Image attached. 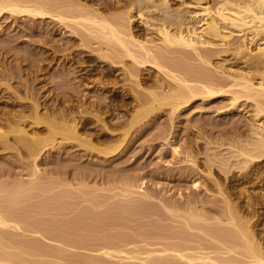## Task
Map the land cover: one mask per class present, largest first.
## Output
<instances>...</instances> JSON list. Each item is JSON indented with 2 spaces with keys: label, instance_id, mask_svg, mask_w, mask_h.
Returning <instances> with one entry per match:
<instances>
[{
  "label": "bare ground",
  "instance_id": "1",
  "mask_svg": "<svg viewBox=\"0 0 264 264\" xmlns=\"http://www.w3.org/2000/svg\"><path fill=\"white\" fill-rule=\"evenodd\" d=\"M109 1H111V3H103L105 6H103L104 9L110 10L114 8V10H118L119 8L122 9L124 7L125 11L122 9L123 12L120 14L108 18L103 15L101 11H98L97 8L99 6L95 8L90 6L91 8L89 9H87L88 7L85 9L80 6H77L75 9L74 6H70L72 7L70 8L72 9V12L62 0H36L32 3H30L31 1L29 2V0H27V2L26 0L25 2L22 0H0V19L4 13L29 16L32 17V19H39L41 21L45 20L46 23L49 19L50 23L61 26L60 30L64 29L62 34L66 33V37H64L67 39H65L66 44L67 41L71 40H76L77 42V39L80 38V40H78L80 42H77V44L79 43L78 47H83V44L84 47H88L85 43L91 38H94V40L98 42V46L99 44L103 45V48H101V45L99 46L100 48L97 46V50L95 47L93 50L91 49L92 47H90L93 52H91L89 48L88 49L92 54L96 52L99 59L107 61V69L103 72L97 70H94L93 72V70L85 69V67L81 65L82 68L79 70H83V72L78 76L79 80L77 79L76 83L77 85L80 83L82 84V81L87 79L86 77L92 76L97 72H100L102 77H107L113 74V68L121 67V76H124V80L129 82L126 91L130 94V97H128V99L130 98L128 103L130 108H132L129 112L127 101H123L122 106L124 107L126 105V110L124 109V112L120 114L119 111L117 112V108H114V105L116 104L111 105V102L105 103V101H102L104 99L99 97L101 94H97V101L89 103L88 106H82L85 104L84 102L70 105L69 100L66 98L65 100H68L69 103H64L62 107L63 109L61 108L56 111L55 109L57 107L55 106L52 108L54 114L47 113V117L51 115L49 118L51 119V122L48 119V124L46 121H42V118L44 119V117H42L43 113L41 114L42 116L40 115L38 109L40 107L37 103L39 100L36 99L37 96L35 98L37 101L32 99V103L30 101L31 99L28 98L29 100H26L27 98L25 97H28V95L22 97V102H16L17 100H21V97L16 91L18 90V87L16 89L14 87L13 89L12 86L10 87L6 83H4L6 84L5 89L0 87V93L7 91V96H12L16 99V101L14 100L15 103L10 105L13 106V108L17 106V110L20 108L19 111H22L21 113L16 109H14L16 112H11V110L10 112H8L9 110L0 111V144L6 145L11 138L15 144H19L24 148L28 157H31L32 159L38 158V156L46 152L48 148H55L56 162H59L62 159L61 155L65 152L62 149L70 147V149H73V152L69 154L73 157L71 165L74 163L73 167L75 164L76 167H79L78 170L77 168L71 169L74 171L72 175L70 173L71 176L68 175L69 172H67V168L60 167V165L58 167L55 166L56 168H54L55 173L57 174V176L53 174L57 181L55 191L57 202L63 200L61 197L63 196L70 204H74L72 202L74 200L77 201V204L70 207L68 206L66 209L54 207L53 214L56 221H54L53 225L55 227L52 226L54 227L52 228V231L50 229L51 232L49 229L46 231L42 228L29 227V223H26L13 215V217L10 216L12 212H10L11 214L8 212L10 214H8V216L7 214H4V211L0 213V264H52V262L49 261L50 259L48 260L42 257H45V255L48 254V257L53 255L52 257L54 258H62L60 253L62 250H70L72 252L76 249L93 252L95 257L92 256L93 258H88V262L82 260L83 262L80 263V260L78 261L79 263H77V261L75 262L74 260L75 263L72 262V264H82L84 262L86 264H105V262H114L116 260L123 261L122 264H264V248H262L253 231V225L249 222L250 219L244 220V216L240 214L239 208L237 209L238 201L236 203L233 201V203L228 191L223 188V185L221 186L222 182H218L217 178H213V170H215V168L223 173V175L227 176L232 169L242 170L246 168L248 164H252V168L244 174L247 178L245 179L247 180V184L252 185L264 179V171L261 170L260 165L264 163V121H260L259 118L264 115V78L258 76L259 81L253 82L248 76L240 73L236 76H229L230 80L223 83L216 82V79L208 76V74L203 75L202 73H199L197 69L193 71L194 69H187V67L185 69L184 67L186 64L189 65L191 59H194L195 62L198 60V64L208 62L205 60V50H203V46L212 44L215 40H218L220 45L227 44L226 41L229 39L231 32L227 34L223 32V29L227 28L222 26L223 24H227L232 28H242V30L247 29L253 34L252 36L254 38H256L258 34L264 33V0H215L216 7L214 9L207 6L205 0H180L179 5L176 7L171 5L170 0H122L123 2L121 5V0H113L114 2L112 0ZM184 4L192 5L195 9L192 11V15L188 18L183 14V12H185L182 8ZM92 6H94V3ZM78 7H80V9H78ZM132 9H136L137 17L140 20H143V23H145L148 29L151 31L153 30L150 33H155L157 38H138L133 34L131 31L132 27L130 26L132 22L131 19L133 18L130 13ZM75 10L79 11L76 12ZM193 21L196 23L202 21L199 25L198 31L192 29V25H189ZM87 34L89 35V38L87 37L89 39H87L88 41L85 39L86 36H88ZM75 36H77V38ZM82 36L85 37L84 40L87 42L82 40ZM253 37H251L250 41L243 38L242 43L238 45L237 50L244 52L245 55L252 56L255 59V62H264V46H260V43L256 44ZM73 58L74 57H72V59ZM69 59L67 63L72 60ZM75 61L71 63H74ZM70 65L73 64H69V66ZM39 66L40 65H38V67ZM41 68L42 67L40 66L39 69ZM147 68H152L154 74H156L153 76L147 75V77L142 76V70ZM91 82L93 83L92 86H97L99 90L102 88L104 89V86L106 88L108 83L110 84V81L103 82L101 79L95 81L92 80ZM113 84L114 83L111 85L113 86ZM144 84H146V87ZM0 85L2 86V83H0ZM86 86V88L90 87L88 85ZM8 90L11 92L8 93ZM67 92L68 93L66 94H68V97L71 95H73V97L78 95L76 94V91L70 93L68 90ZM227 95L230 97L231 107H235V104L240 100H249L253 103L251 117L255 123L253 122L254 124H251V129L249 127L250 132L248 133H250V135L247 134L249 135H246L247 138H239L241 140L238 143L237 141L233 142L234 140L231 142L228 140V142L223 139H218L217 141L216 139L213 140L212 138L208 139L206 137V140H204V149H202L203 151L201 152L197 147V140L195 139L187 145L188 147L187 149H184V153H182V151L179 153L180 150L177 149L175 144L171 146L172 158L177 156L182 162L190 165L192 164L191 167L193 170L197 156L200 154L204 155L203 158L206 164L204 170H201L200 173L202 174L203 172V174H205L204 176L207 175L210 178H213L214 185H217L218 187L216 186L217 190L214 191L212 195L214 193H217L218 196L220 195L221 199L219 200H222L221 202L223 203L222 207L217 205L218 208H220L219 210L217 208L215 209L219 212L221 210V213H218L219 215L215 214L216 211L212 213L217 217H213L214 215L209 216L205 212L203 213L202 209L204 205L201 206L202 204H200V202L199 205L197 203L199 200L196 201L195 199H193L194 201L182 204L177 200L171 201L170 198H167L170 200L169 201L165 197V203H163L164 200H162V204L159 199L153 198L154 195L151 196L152 194L149 195L144 192L142 189V186H144L143 178H139L140 181L138 182V188L143 192L140 194V200L147 203L146 200H151L153 202V199H155L156 202L160 203L161 207L164 208L165 219L168 218L170 221L178 220L191 237L199 236V234L193 232L194 230H197L203 237L208 236L209 239L204 237V241L201 242L197 238L185 237L182 235H168L165 236V243H163V245L165 244L164 248L156 250L151 249L140 254H144V257L134 256L133 253L135 252L132 249L134 243L128 240L127 237L126 240L125 237L117 236L119 232H112L113 230H119L117 227H121V224L123 225L124 223H117L118 221L102 223L104 221H101L102 214L112 208L102 200V197L89 195L83 190V187L87 186L88 182H92L89 181V179H95L96 181L94 180V183L97 182L96 184H98L97 179L103 177V175L101 177L97 176H100L101 172L98 174L96 171L92 174L91 170L89 171L88 168H90L92 164L94 167L96 165L97 167L100 166L102 168L104 167V164L106 165L109 161L112 162L111 160L113 158L121 155L124 152L127 141H130L128 139L132 136L131 133L134 131L132 130L133 127L136 125L140 126L141 124L139 125V123H143V120L147 117L152 121L151 117L155 118V116L157 117L159 114L151 116L152 113L158 111L166 112L168 118L171 120V124L174 119L173 117H177L180 111L190 105L192 101L199 99L203 100L204 98V100L208 99L210 101L211 99H216V97ZM113 96L115 97L116 95L114 94ZM24 100L25 102L30 101L29 103H31V106H29V104H24ZM70 101L72 100L70 99ZM27 106L30 108H27ZM46 107L47 106H45V109ZM118 108H120L119 105ZM28 109L30 110L29 114H23V111L25 110V112H27L26 110ZM115 110L116 112H114ZM26 121L31 122L34 126L36 125V128L33 126L31 133L25 128L24 122L26 123ZM41 122L47 124H45V127H47V134L45 136L39 135V131H41ZM91 123L92 126L90 125ZM144 125L145 124H143V126ZM142 128L143 127H139L137 129H141L142 131L144 129ZM164 131L161 129L159 133H156L158 134L156 137H159L161 141L167 140ZM138 133H140V131ZM154 136L155 135L151 137V140L157 139L156 137V139H152ZM7 147L9 148V146ZM181 153L184 155H179ZM180 156L183 157L180 158ZM71 157H68L67 155L68 159ZM177 157L176 159H178ZM179 159L177 161H179ZM69 160L72 161L71 159ZM83 162L91 164H89V167H86L88 164ZM82 163L85 166H83ZM187 167L184 166L186 169ZM32 168L31 173L33 175L42 172L37 163H33ZM32 174L31 176H33ZM105 178L107 177H104L103 179L101 178L102 180H99V184H108L110 181H112L110 183L114 182V177L110 176L111 179L109 177V179ZM124 179L122 180L124 181ZM226 179L228 178L226 177ZM116 180L117 179L115 178V181ZM201 181H191V186L194 191L196 189V191H198L200 187H206L204 186L205 184L203 185V181ZM130 183L131 180L129 183L128 181L126 182L129 187L132 186ZM126 184L124 185L126 186ZM64 186L68 187L67 189L70 190L63 191L62 188ZM126 190L127 189L124 191ZM217 194H214L215 197ZM135 199L129 197L127 200L124 199L126 200L124 202L126 204H131ZM212 199L210 202L213 201ZM136 200H139V198ZM247 201H245V205L251 207L252 202L248 200V198ZM85 202L89 203L91 206L89 212L86 211L85 206H81ZM112 203L115 204V201H112ZM196 203L199 205L198 207ZM101 207H104V209ZM200 207L202 209L199 210L198 208ZM80 209L81 211L84 209L85 212H83V210L80 213H76ZM77 214L78 216L76 217ZM252 214L251 217L254 219V215ZM69 216L72 217L70 218ZM150 216L151 215H146V217ZM81 217L82 219L85 218L86 220H91L92 223H81L84 221ZM247 217L249 218V215ZM76 218L82 220L79 221L80 224ZM104 219L106 218L104 217ZM87 225L92 226L90 228ZM23 226L28 227L24 228ZM127 226L128 225L125 224L123 227L125 228ZM10 228L39 235L48 242L55 243L54 245L56 246L54 247H56L55 249H58L53 250L55 251V254H46L47 250H43L45 248L44 245H41L44 248L39 247L40 244L37 242L34 244V240H32L33 242L29 243V245H21V242L19 243L20 246L13 245L12 243H14V241L12 242L10 240V242H12L11 245L9 244V241H5V238L7 237H3V234L5 235V232H7L6 229ZM126 229L132 228L128 227ZM77 231L83 232L78 234ZM86 233L89 235L86 236ZM202 236L200 235V237ZM147 243L148 242L146 241V244ZM128 246H132V248H129ZM39 248H43V251ZM47 248H49V246ZM129 249L132 250L130 251ZM162 255H165V257H162ZM62 259H65V257ZM112 259L114 260L111 261ZM118 261L117 264L120 263Z\"/></svg>",
  "mask_w": 264,
  "mask_h": 264
},
{
  "label": "rangeland",
  "instance_id": "2",
  "mask_svg": "<svg viewBox=\"0 0 264 264\" xmlns=\"http://www.w3.org/2000/svg\"><path fill=\"white\" fill-rule=\"evenodd\" d=\"M22 1L25 2V0ZM33 1L35 2L36 0H29L30 3H32ZM62 1L66 3L65 5L67 6V8L69 7V9L72 8L70 6H74L75 9L77 6H80L81 8L84 7L85 9L87 7H88L87 9H89L91 7L95 8L99 6L97 8L98 11H101V13L107 16L108 18L120 14L121 12H123V10L125 11L124 7L123 8L121 7L123 10L120 8L118 10L117 9L114 10V8L110 10L104 9L103 3L104 2L111 3V1L109 0L107 1L106 0H94V1L93 0H62ZM123 1L122 0L120 1L121 2L120 5L122 4ZM216 1L205 0L207 6H209L211 9H214L216 7ZM93 3L94 6H92ZM170 3L173 7H176L177 5H179L180 0H170ZM80 7H78V9H80ZM182 8L183 11H185L183 12V14L186 18L191 16L192 11L195 10L193 6L189 4H184ZM70 10L72 11V9ZM130 13L133 16V18L131 19L132 22L130 24L132 28L131 27L130 28L136 37L138 38L148 37L153 39L157 38L155 33H150L153 30L151 31L150 29H148L145 23H143V20H140L137 17L136 9H132ZM40 21L41 20L39 19H32V17L29 16H19L18 14H10V13H4V15L0 19V83H2V86L0 85V87L2 89H5L6 84H8L10 87L12 86L13 89L14 87L15 89L18 87V90L16 91L17 94L21 97V100L16 101L14 97L10 96L11 97L10 98L9 96H7L6 94L7 91H4L3 92L4 94L0 93V109H1L0 111H8V110H9L8 112H10V110L11 112L15 111L14 109L17 110L18 107L16 106L17 108L16 107L13 108V106H11L10 104L15 103V101L22 102L23 101L22 97H25L27 95L28 97H25L27 98L26 100L31 99L30 101L32 103V99L34 100L37 96L36 99L39 100L37 103L39 104L40 107L38 109L40 115L43 113L42 114L43 116L42 115L41 116L44 117V119L42 118V121L47 122L48 119L51 117V115H49V117H47V115L53 113L52 108H54L55 106L57 107L55 109L56 111L60 110L63 107V104L66 102L67 103L70 102L69 103L70 105L73 104L75 105L78 104L79 102L80 103L84 102L85 104H83L82 106L84 105L88 106L89 103L97 101V96L101 94L99 97H102V99H104L102 100L103 102L104 101L105 103L111 102V105L116 104L114 105L115 106L114 108H117L116 109L117 112L119 111L120 114L123 113L124 109L126 110L125 108L126 105L123 107L122 102L127 101L128 103L130 99V98L128 99V97H130L129 96L130 94L126 91L128 89L129 82L124 80V76H121V67L113 68L114 69V70L112 69L113 74L107 76L108 78L102 77L100 75L101 71L103 72L104 70L107 69L106 67L108 63L107 61H103L99 59L96 52H94L96 55L94 53L92 54L91 52L93 51H91V49L93 50L94 47L95 49L96 48L98 49V47L101 44H99L98 46V42L94 40V38H91V36H90L91 38L90 41L88 39L89 38L88 34H87L88 36L85 35L86 38L83 36H82L83 39L81 38L83 41H86L87 39L89 40V41L87 40L88 42L86 41L88 44L85 43V45L88 46V47L85 46L87 49L84 47V44L83 47L85 49L81 46L78 47L79 43L77 44V42H80L78 41L80 40L79 37H78L79 39H77V42L76 40L75 41L71 40V41H67L66 44L65 42L67 39L64 38L66 37L65 36L66 33L62 34L64 29L60 30L61 26H57L53 23H50L49 19L47 23L45 22V20H43L44 22L43 21L40 22ZM201 23L202 21H200L199 23L193 21L189 25H192V29L198 31L199 25ZM222 26L227 27L223 29V32H225L226 34L231 32L229 39L226 41L227 44L220 45L219 41L215 40L212 44L203 46L204 47L203 50H205L204 53L205 60L208 62L199 63L200 64L199 65L198 60H197L198 62L197 61L195 62L194 59H191L189 61V65L188 64L184 65L185 69L186 67L187 69H191V70L194 69L193 71L197 69L199 73H202L203 75L208 74V76L215 78L216 82H223V83L230 80L229 76H234V75L236 76L239 75L240 73L248 76L250 79L253 80V82L259 81L258 76L264 78V62H255V59L252 56L245 55L244 52L237 50V47L242 43L243 38L250 41L251 37H253L252 36L253 34L247 29L242 30V28L241 29L232 28L227 24L226 25L223 24ZM75 37L77 38V36ZM84 38L86 40H84ZM254 40L256 41V44L260 43L259 44L260 46H264V33L258 34L256 38H254ZM101 46H102L101 48H103V45ZM90 47L92 48L90 49ZM88 48L90 49L91 52L89 51ZM72 57L74 58L72 59ZM68 59L69 60L72 59V60L69 63H67ZM73 61H75L76 63L75 62L71 63ZM69 64H73V65L69 66ZM38 65H40L42 68L39 69L40 66L38 67ZM81 65L85 67V69L93 70V72L94 70L100 72H97L96 74L94 73L92 76L86 77L87 81L83 80L82 81L83 85L81 83L77 85L76 82L78 76L83 72V70L82 71L79 70L82 68ZM141 74H143L142 76L147 77V75L153 76L156 73L154 74V70L152 68L151 69L147 68L145 70H142ZM97 79L98 80L101 79V81L103 82L110 81V84L108 83L107 84L108 87L106 86L105 88L104 86V89L102 88L99 90L97 86H92L93 83L91 82L92 80L95 81ZM19 80L21 81V83ZM112 83H114L113 86L111 85ZM85 84L90 87L86 88L87 86ZM144 85L146 87V84ZM76 89H78L79 91ZM68 90L70 93L76 91V94H78L79 96L76 95L73 97V95H71L68 97L67 96L68 94H66L68 93L67 92ZM10 92L11 91H9L8 93ZM62 92L64 95L62 94ZM114 94L117 97L116 96L114 97L113 96ZM66 98L69 100V102L68 100H65ZM69 98L72 101H70ZM203 100L199 99L192 101L190 105H188L187 107L183 108L180 111L177 117H173L174 119L172 120L173 122L171 124H170L171 120L168 118L166 112L158 111L156 113H152L151 116L158 113L159 114L157 117L155 116V118L151 117L152 121H150L151 119L147 117L143 120V123L142 122L139 123V125L141 124L140 126L136 125L133 127L132 130L134 131L131 130L132 136H130V138L128 139L130 141H127L125 145L126 147L124 148V152L121 155L113 158L111 160L112 162L110 161L107 162L109 164L107 163L106 165L104 164L105 168L102 167L103 169L99 166L101 168L100 169L96 165L94 167L93 164L92 166H90V168H88L89 171L91 170L92 174H94V172L96 171L98 174L99 172H101L100 176L99 175L97 176L101 177L103 175V177H101L102 179L104 177L107 178L108 177L110 178V176L114 177V179L113 178L112 179L114 180L115 184L114 182L110 183L112 182L110 181L108 183L109 185L107 183L99 184L100 183L99 180H102L101 178L97 179L98 184H96L97 182L94 183L96 181L94 178L93 179L95 181L89 179V181L92 182L90 183L88 182L87 186L83 187V190L89 195L95 197H102V200L107 204H109L110 208H112L102 214L101 221L104 220L102 223L105 222L108 223V221L110 222L118 221L117 223H124L123 225L121 224V227L120 226L117 227V229L119 230L116 231L113 230L112 232L113 233L119 232L117 236L120 237L122 236L123 238L125 237V239L127 237L128 240H130L132 243L135 244V246L133 244V248L132 246H128L129 248L131 247L135 252L133 253L134 256L144 257V254L143 255L140 254L151 249L156 250V249L164 248L165 244L163 245V243H165V236L182 235L185 237H191L189 233L185 231V228H183V226L180 224L178 220L170 221V219L168 218L165 219L166 218L165 210L160 205V203L163 202L162 200H164L163 203H165V200L167 198H170L171 201L177 200L182 204L189 201H194L193 199H195L196 201L199 200L197 203L199 204L200 202V204H202L201 206L204 205L203 209L200 207L198 208L199 210L202 209L203 213L205 212L209 216L210 215L213 216L214 214L212 213H214L215 211H216L215 214L219 215L218 213H221V210L219 212L215 209L217 208L219 210L220 208H218V206L220 205L219 207H222L223 203L221 202L222 200L221 201L219 200L221 199L220 195H219L220 198L217 193H214L217 194L216 197L214 194L212 195V193L216 191L218 187L217 185H214L213 178L215 179L217 178L218 182L219 181L222 182V184L221 183L220 184L221 186L223 185V188L226 191H228L232 199V202L234 201L236 203L238 201L237 209L239 208V212L242 216H244V220L250 219L249 222L253 225V229H254L253 231L257 239L259 240V243L261 244L262 248H264V179L252 185L247 184V180H245L247 178L245 177L244 174L247 173L252 168L253 166L252 164H248L246 168L242 170L232 169L227 176L223 175V173H221L217 168H215V170H213V178H210L207 175H206L207 177L204 176L205 174H203V172L202 174L200 173L201 170H204L206 164L203 158L204 156L203 154L197 156L196 164L193 166L194 170L191 167L192 164L190 165L182 162L181 159H179V157L177 156H175L174 158H172L171 156V146L173 144H175V146H177V149L180 150L179 153L181 151L182 153H184L185 152L184 149H187L188 147L187 145L191 143L192 140L195 139L197 140V147L201 152L203 151L202 149H204V140H206V137L208 139L209 138H212L213 140L216 139L217 141L218 139L220 140L223 139L225 141L229 140L230 142L234 140L233 142L237 141L239 143V141L241 140L239 138L243 137L244 139V137H246L247 134L250 135V133L248 132H250L251 124L253 125L255 123L251 117L253 112V103L251 101L240 100L235 104V107H231L229 95L216 97V99L214 98L211 99L210 101L208 99L204 101ZM30 101L25 102L24 100V104L26 105L29 104V106H31L30 105L31 103H29ZM118 105L120 108H118ZM127 105L129 107V109L128 107L127 109L130 112L132 108H130L129 103ZM29 106H27V108H30ZM45 106H47L46 109ZM19 110L17 111L20 112ZM116 110L114 112H116ZM26 111L27 112H25L24 110L23 114L25 115L29 114L30 110L28 109ZM259 118L260 121H264V115L260 116ZM49 121L51 122V119H49ZM43 123L44 122H41L40 124V128H41V131H39L40 136H45L47 134L46 131L47 127H45L46 123L44 124ZM143 124L145 125L143 126ZM24 125L27 131L31 133L34 125L29 121H26V123L24 122ZM90 125L92 126V123ZM139 127H143L144 129L142 128L143 130L141 131V129H137ZM161 129L162 131L165 130L164 133H166V139H167L166 141L164 139H163L164 141H161L159 137L158 138L156 137L158 135L156 133H159ZM139 131L140 133H138ZM153 135L155 136L152 139L157 138L156 140H151V137ZM2 145L0 144V213L4 211V214L5 215L7 214L8 216V214L12 212V214L10 213L11 215L9 214L10 216L13 215L14 217H18L21 220L25 221L26 223H29L30 224L29 227L42 228L43 230L46 231L48 229L50 231L51 229L52 231V228L55 227L53 225L54 221H56L55 220L56 218L54 217L53 214L54 207H61L63 209H66L68 208V206L70 207L73 206L74 204H77V201L75 200L72 201L74 204H70L63 196H61L63 200L57 202V198H55L57 181L55 179V176L53 175L55 174L57 176L54 168L58 167L59 165L60 167H63L65 169L67 168L66 170L67 172H69L68 175H70V173L72 175V173L74 172L71 169L73 168H77V170L79 169V167H76V164L74 167H73L74 163L73 165H71L73 162V157H71V155L69 154L73 152V149H70V147H65L67 149H62L67 153L68 157H71L69 159H71L72 161H70L67 158L66 153L63 152V154L61 155L62 159L60 157L61 161L56 162L55 148L52 149L48 148V150L43 154L39 155L38 158L32 159L31 157H28L26 150L22 148L19 144H15V142L11 138L8 140L6 145L4 146ZM7 146H9V148ZM182 153L179 155H184ZM176 157L179 159V161H177L178 159H176ZM182 157L183 156H180V158ZM33 163H37L39 165L42 171L40 173L38 172L39 175L38 174L33 175L31 173L33 169L32 168ZM87 164L88 166L86 165V167H89V164L91 163H87ZM186 165L189 166L187 167ZM260 165H261V170L264 171V166H262L264 165V163ZM83 166L85 165L83 164ZM184 166L187 167V169L184 168ZM196 167H198L199 169ZM31 174L33 176H31ZM226 177L228 179H226ZM115 178L117 179L116 181ZM124 178L126 179V181ZM139 178H143L144 186H142V189L144 190V192L148 193L149 195L152 194L151 196L154 195L153 198L159 199L160 203H157L155 199H153V202L156 203H153L151 200L149 201H151L152 203L147 200H146L147 203H145V201L140 200L141 197L140 194L143 192H141L140 188H138V182L140 181ZM122 179H124V181ZM130 180H131L130 184H132V186L130 185L131 187H129L128 184H126V182L128 181L129 183ZM193 180H198V181L202 180L203 185L205 184L204 186H206L205 187L206 189L202 186L203 188L200 187V189L198 188L199 189L198 191H196L197 189L194 191L193 187L191 186L192 184L191 181ZM122 181L124 184H126L127 187L122 183ZM67 188L68 187L64 186L62 190L69 191L70 189ZM125 189L127 190L124 191ZM209 196L212 197L210 198ZM129 197H132L134 199L139 198V200L135 199L134 202H131V204H126L124 201H126L127 198ZM246 197L248 198V200L252 202L251 204L252 208L247 207L245 205L246 203L245 201H247ZM211 199L213 200L212 202H210ZM112 201H115V204H113ZM197 203L196 205L198 207L200 204L198 205ZM81 206H85V209L88 212L91 210L90 208L91 206L89 203L85 202ZM101 208L104 209V207ZM82 211L80 209L76 213H80ZM83 212H85V210ZM251 214L254 215L253 217L254 219H252ZM146 215L147 216L151 215V216L146 217ZM245 215L247 216L249 215V218ZM77 216L78 214L76 215V217ZM69 217L71 218L72 216ZM104 217L106 219H104ZM213 217H217V216L214 215ZM127 219L129 220V223ZM82 220L77 219L78 222L82 221L81 223H87V222L88 224L92 223V221L89 219L86 220L85 218H83ZM64 224H68V223H64ZM125 224H127L128 226L124 228L123 226ZM87 226L91 228L92 225H87ZM128 227L132 229H126ZM6 231H7L5 232L6 234L5 235L3 234L4 238L7 237L5 238V241H9V242L10 240L12 242L14 241V243L10 242L9 244L12 243L13 245L20 246L19 243L22 242L21 245L22 244L29 245V243H32L33 242L32 240H34L33 243L34 244L35 242L39 243L40 244L39 247H43L41 245H44L45 248L43 247L44 249L43 248L42 249L44 251L47 250L46 254L49 253L50 255H52L51 253L55 252L53 250L58 249V248L55 249L56 248L54 247L56 246L54 245L55 243L48 242L39 235H34L27 231L25 232L11 228L6 229ZM77 232L79 234L82 233L83 231L82 232L77 231ZM193 232H196L197 234H199V236L191 237V238H197L201 242L204 241V237L209 239L208 236L203 237L202 234L197 230H194ZM88 235L89 234H87L86 236ZM200 235L202 237H200ZM146 241L148 242L147 244ZM48 246L49 248H47ZM51 249L53 252L51 251ZM132 249L129 250L131 251ZM60 253L62 255V258L65 257V259L54 258L52 257L53 255L51 256L52 257L51 258L48 257L49 256L48 254L45 255V257L43 256L42 258L44 259L46 258L48 260L50 259L49 261H51L52 264H72V262L75 263L76 261L77 263H79L78 261L80 260H81L80 263L83 262L84 260L87 261L88 258L94 256L93 252L87 250L85 251L82 249H76L72 252L70 250L69 251L62 250ZM152 257H158V256H152ZM162 257H165V255H162ZM113 260L114 259H112L111 261ZM117 261L118 260L114 262L109 261V262H105V264L106 263L111 264L115 262H116L115 264H117ZM118 262H120L119 264L123 263V261L121 260H119Z\"/></svg>",
  "mask_w": 264,
  "mask_h": 264
}]
</instances>
